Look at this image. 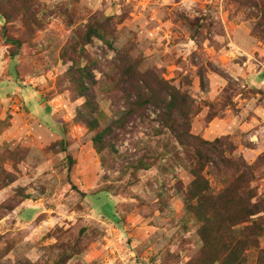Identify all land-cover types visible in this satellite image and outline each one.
<instances>
[{"label": "rangeland", "instance_id": "374dc122", "mask_svg": "<svg viewBox=\"0 0 264 264\" xmlns=\"http://www.w3.org/2000/svg\"><path fill=\"white\" fill-rule=\"evenodd\" d=\"M31 3L30 24L21 1H0V181H15L0 184V264H211L186 202L195 147L168 128L183 119L133 108L126 69L187 95L191 135L222 141L203 172L211 193L249 168L264 210V0ZM92 28L104 39L86 44ZM258 247L247 264H264V236Z\"/></svg>", "mask_w": 264, "mask_h": 264}, {"label": "trees", "instance_id": "16d2710c", "mask_svg": "<svg viewBox=\"0 0 264 264\" xmlns=\"http://www.w3.org/2000/svg\"><path fill=\"white\" fill-rule=\"evenodd\" d=\"M15 1L22 2L23 12L26 14V18H28L27 21L31 24L33 21L31 20L33 16L31 13L32 0ZM0 12L9 19L7 14H5L6 12L3 11L1 4ZM19 12L22 13V9ZM5 16L4 18H6ZM94 37L103 38L97 28H92L87 32L85 36L86 44L91 42ZM10 40V42L18 45L19 48L22 46L21 41L14 39ZM83 72L87 71L84 70ZM126 74L131 85L133 86L136 84V86L133 87H136L138 90L137 99L132 103L133 108L144 109L148 106L157 105L166 110L163 117L167 120L173 121V116L176 111L180 113L183 119V131H178L172 125H168V128L176 133V139L181 147H195V154L193 155L194 165L193 167H188L191 174L195 177V181L187 193L186 202L189 210L191 212H197L202 222L200 235L205 244V251H210L213 254L211 264H247V253L252 248H259V238L264 236V227H260L259 224L264 210L261 209L260 202H253L256 195L254 194V190L251 189V187H247L246 184L250 183V179H247L249 173L247 171H250L249 168L247 167L248 170L246 172L240 173L236 180L233 182L231 181L220 195L214 196L211 193L210 183L203 172L206 166L214 163L212 157L213 151L217 150V146L221 144L222 141L219 139L215 142H207L199 137L191 135V122L196 114L187 95H183L176 88L162 80H159V89H156L153 85H150L145 78L146 76H151V74H142L135 66L127 67ZM87 75L90 77L89 73H87ZM90 78L93 79L92 76ZM142 84H146L147 87L143 88ZM84 89L86 90L85 97L90 98L88 87L85 84ZM163 92H165L166 95H163ZM89 105L91 106V103H86V108H89ZM87 114L88 119L86 123L88 126L93 131L98 130L100 126L99 115L95 111L91 115L85 113L84 110L80 112L82 119H84ZM4 126L7 127V125ZM6 127H4V129H6ZM3 130L0 131V135ZM112 131L113 128L108 127L103 131H98L95 136L94 144L99 154L102 152V146L105 145L106 147L105 139ZM69 161L71 172L75 161L72 157L69 158ZM224 163L228 165L227 161H224ZM237 172H239V170ZM3 175L4 180L0 181V184L5 182L3 187H7L15 182L12 180V176L4 170ZM110 214L111 213H109V215ZM250 222H253L252 226L243 227ZM257 227L260 228V230L255 231ZM241 234H243L242 237H240Z\"/></svg>", "mask_w": 264, "mask_h": 264}, {"label": "crops", "instance_id": "0c3cea01", "mask_svg": "<svg viewBox=\"0 0 264 264\" xmlns=\"http://www.w3.org/2000/svg\"><path fill=\"white\" fill-rule=\"evenodd\" d=\"M14 128H15V126H14ZM15 130V129H14Z\"/></svg>", "mask_w": 264, "mask_h": 264}]
</instances>
